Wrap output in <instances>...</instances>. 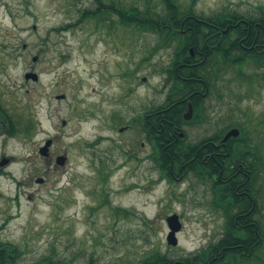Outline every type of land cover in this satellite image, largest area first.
<instances>
[{
    "label": "rangeland",
    "instance_id": "rangeland-1",
    "mask_svg": "<svg viewBox=\"0 0 264 264\" xmlns=\"http://www.w3.org/2000/svg\"><path fill=\"white\" fill-rule=\"evenodd\" d=\"M93 1L0 0V239L20 248L17 264L53 249L72 264H132L153 248L178 260L223 233L210 180L191 171L164 177L141 122L132 120L164 101L172 49L133 26L101 30L85 13ZM178 1L207 15L264 8V0ZM126 4L163 7L162 0ZM31 71L38 80L26 78ZM237 75L220 76L223 96L207 98L206 117L186 127L187 141L230 120L264 125V81ZM49 138L45 157L40 147ZM173 213L183 222L177 245L167 241Z\"/></svg>",
    "mask_w": 264,
    "mask_h": 264
},
{
    "label": "trees",
    "instance_id": "trees-1",
    "mask_svg": "<svg viewBox=\"0 0 264 264\" xmlns=\"http://www.w3.org/2000/svg\"><path fill=\"white\" fill-rule=\"evenodd\" d=\"M162 1L163 7L161 6L157 8V10L154 7L151 9L148 6L140 10V15H134V17L127 15V25H130V22L133 21L134 27L152 32L156 37V43L158 45L176 46L174 48L176 60L189 59L186 61H192L193 59L187 50L191 46L200 47V50L207 54V58L203 63L197 65H179V62L175 61L174 65L169 66L168 69H164V71L167 72L168 79H172V85L168 90L167 97L169 103L171 102L172 104L164 111L161 108L165 106H159L158 113L160 118H164L163 126H157V129L149 128L146 130L148 134L147 139L157 146V154L160 156L168 154L173 158L172 161L166 159L163 162H159L161 171L164 175L169 177L172 176V173L179 170H183L184 173L191 171L199 177H203V174L206 175L210 181L212 179L214 180L215 175L220 172V169L216 167L218 164L214 161L204 163L202 161V156L215 155V142L221 141L230 128L237 126L241 129L240 135L238 137H231L227 143L222 144L224 149L227 148L224 152L228 151L226 155L228 159L224 161L223 164L232 165L233 163L237 164L241 162L249 167L252 165L254 188L257 190L254 195L256 198L259 197L263 199V124L252 123L251 121L247 123L241 119L230 120L224 127H217L215 130L209 131V133L194 141H187V135H185V139L181 140L177 132L185 122L183 113L187 109L188 99L193 102L195 106V115L189 123L203 121L205 119L207 110L204 95L202 94L208 91L211 92V94H217L218 97L223 96V89L219 88L218 83L220 82V76H222L223 82L226 80L225 74L228 69H235L238 72L236 79L247 81L252 85L255 82L264 81V48L262 47L263 50L261 54H258L255 51L256 49H251L250 51L243 49L242 46L244 43L239 44L238 42H234L231 38L232 36H249V44L251 45L252 40L258 36V42L264 44V8H260L259 15H252L249 12L243 13L237 10L230 12L222 11L213 13V15L210 16H204L202 13L201 17H204L212 23V26H204L194 23L192 19H183L184 15L187 13V7L182 5L178 0ZM135 10L138 11V9ZM129 11L128 9L127 13ZM189 11L194 13L192 10ZM242 19L245 20V23L240 22L232 32L229 30L227 34L218 32V28L225 27L227 23L241 21ZM180 26L184 27L186 30L181 33H176L174 30ZM230 27L231 29L233 28V26ZM249 29L251 31H248ZM222 36L224 39L219 41ZM236 48L239 53L243 55L242 58L235 59L234 50ZM241 59L244 60L241 61ZM245 59H249V62L247 63ZM220 60L230 61V63L233 62L234 66H221L225 63L214 64ZM237 104L238 102L236 105ZM168 122H171V124L169 125ZM171 125L172 127L174 125L175 130H170ZM14 130L15 129L12 131ZM199 149H201L204 154L202 151L199 154ZM197 154L199 156H197L194 161L185 164V159H187V157L196 156ZM182 167L183 169H181ZM230 171L233 170L225 169L221 177H229L230 174L228 175L227 173H230ZM211 190L214 203L217 204L224 200L226 204V224L229 233L227 237L220 242L223 246L233 241L230 231L232 230L233 235L236 233V224L229 200V197L233 196V191L221 189L216 183L212 185ZM116 209L118 210V208ZM254 218L255 220L263 221L261 213L259 217L258 213L255 212ZM220 248L222 247L218 248V242H210L207 247H203L189 255L181 256L178 260L184 261L187 264H208L209 260L220 255ZM20 252V248L17 245L0 239V264H17V259L21 254ZM255 252L257 251L255 250ZM56 255L55 249H53L52 253L40 257L37 262L34 261L32 264H72L71 262H65L62 258L55 259L54 256ZM236 257H240V254H237ZM178 260L170 257L167 253L161 252L159 248H153L145 253L141 259L136 260V262L132 264H175Z\"/></svg>",
    "mask_w": 264,
    "mask_h": 264
},
{
    "label": "flooded vegetation",
    "instance_id": "flooded-vegetation-1",
    "mask_svg": "<svg viewBox=\"0 0 264 264\" xmlns=\"http://www.w3.org/2000/svg\"><path fill=\"white\" fill-rule=\"evenodd\" d=\"M95 6H93L90 10H86L85 13L89 14L91 18H95L97 20V26L103 30L104 28L108 29V32H112L115 26H133L134 23L133 21L130 22V25H125L127 24V15L130 17H134V15H140V10H142V6L140 5H129L127 6L126 0H94ZM182 3V2H180ZM150 7L153 9L152 5H143V9L146 7ZM130 10L127 13V10ZM135 9H138L135 10ZM189 10L190 8H186L187 13L184 15L183 19L186 20V18L192 19L194 23L202 24L204 26H212V23L209 22V20L205 19L204 17H201L202 13L194 11V13H191ZM204 16H210L205 13H203ZM200 15V16H199ZM213 15V14H211ZM253 15V14H252ZM186 16V17H185ZM234 20V19H233ZM245 23V20L241 21H232L227 23V25L223 28H218V32L222 34H227L228 30L232 32L235 27L240 23ZM71 25V24H70ZM182 25V24H181ZM189 26V25H188ZM230 26H233L231 29ZM134 27V26H133ZM136 28V27H135ZM138 29V28H137ZM186 29L184 27H177L174 31L176 33L178 32H183ZM248 31H251L250 29ZM259 35V34H258ZM234 42H238L239 44L244 43L242 46L243 49L246 50H251V49H256L255 51L258 54H261L262 52V47L264 48V44H261L258 42V36H256L253 40L251 45L249 44V36H243V37H236L232 36L231 37ZM224 38L223 36L220 37L219 41H222ZM167 47V49H172L171 52V58L169 59V62H167V66L165 69H168L169 66L174 65V62L177 61L179 62V65H197L199 63H203L206 58L207 54L203 51L200 50V47L198 46H191L187 50L190 53L191 58L193 59L192 61H186V60H176V54L174 53V48L176 46H164ZM238 49L236 48L234 50V57L235 59L237 58H242L243 55L240 54ZM173 59V60H172ZM175 59V60H174ZM244 59H241V61ZM245 61L248 63L249 59H245ZM225 63V64H222ZM214 64H222L221 66H234L233 62L230 63V61H223L220 60ZM167 72L165 71V83H164V88L167 91V94L165 96V99L163 102L158 103V104H151V106H147L146 108L141 109V114L135 115L132 120H137L141 122V126L139 127L140 130L144 133V135L148 136L146 130L149 128H155L157 129V126H163V120L164 118H160V115L158 113L159 106H165L162 107L161 109L164 111L166 110L169 106H171V102L167 100L168 97V90L170 86L172 85V79H168L167 77ZM204 101L207 100V98L212 95L211 92L206 91L204 94ZM190 104L192 105L193 108V115L191 119L187 120L184 117V114L189 110ZM195 115V106L193 105V102H191L189 99L187 100V109L183 113V117L185 119V122L183 123V126L179 128L177 135L181 140L185 139V135H187L186 127L190 125L189 122L192 121L193 117ZM160 119V120H159ZM195 122V121H194ZM132 124V122H130ZM169 125L171 122H168ZM181 129V130H180ZM170 130H175L174 125ZM173 135V134H172ZM189 141H194V140H189ZM152 143V142H151ZM227 143V142H226ZM154 146L155 150V155H152L153 158L155 159L156 163L158 164L160 161L163 162L166 159H169L170 161L173 160V158L166 154L165 156H160L157 154V146L152 143ZM222 139L221 141L215 142V155L207 156L203 155L202 156V161L204 163H208L211 161H214L218 165L220 169L219 174L215 175V181L212 179L210 181L211 187L213 184H217L221 189H228L229 191H233V196L229 197L231 206H232V212L234 216V221H235V234L233 235L232 230L230 231L231 233V238L232 242L230 244H224L223 246L220 244L222 240H224L229 231L227 229V218L225 214V207L226 204L224 203V200L219 203H214L212 199V204L215 210H218L222 213L223 219H224V224H223V233L221 234L220 239L217 241L218 242V248H220V255L214 257L213 259L208 261V264H264V197L263 199L259 197H255L254 193H256V189L254 188V181H253V176H252V170L253 166L250 165L251 167L243 164V163H233L232 165H227L223 164L224 161H226L228 158L226 155L228 154V151H225L227 148L222 147ZM201 149H199L198 153H201ZM204 154V152L202 151ZM198 154L196 156H190L185 159V164L191 163L194 161ZM241 159V158H239ZM238 159V160H239ZM184 161V158H183ZM183 169V167L181 168ZM225 169H232L233 171H230V173H227L229 177H224L222 178L223 171ZM187 173V172H185ZM183 170L176 171L172 173V176H166L170 181H173L174 179L179 180L182 176H184ZM203 179H208L206 175L202 174ZM209 180V179H208ZM227 200V199H226ZM255 212L258 213V216L260 217V213L262 214V219L263 221L255 220L254 215ZM240 242H239V241ZM238 241V242H237ZM216 242V243H217ZM225 242V241H223ZM255 250L257 252H255ZM237 254H240V257H236ZM228 258V259H227ZM186 263V262H185ZM187 264V263H186Z\"/></svg>",
    "mask_w": 264,
    "mask_h": 264
},
{
    "label": "water",
    "instance_id": "water-1",
    "mask_svg": "<svg viewBox=\"0 0 264 264\" xmlns=\"http://www.w3.org/2000/svg\"><path fill=\"white\" fill-rule=\"evenodd\" d=\"M36 59V57L34 58ZM26 78H32L34 80H38L39 75L36 72H27L26 73ZM58 98H64L65 94H59L57 96ZM193 115V108L192 105L190 104L189 110L184 114L185 119H191ZM63 124H66V120L63 121ZM241 133L240 129L238 127H233L229 129L224 137L222 138V142L226 143L231 137H237ZM54 140L52 138H49L45 141V143L40 147V153L48 157L50 155V147L52 146ZM67 160V155L61 154L56 157V162L60 165H64ZM7 161L3 160L1 164L5 163ZM168 226H169V232L167 234V241L171 245H177L179 242L177 232H179L182 227H183V222L180 218V215L178 213H173L168 215L166 218ZM175 264H186L184 261L178 260L176 261Z\"/></svg>",
    "mask_w": 264,
    "mask_h": 264
},
{
    "label": "bare ground",
    "instance_id": "bare-ground-1",
    "mask_svg": "<svg viewBox=\"0 0 264 264\" xmlns=\"http://www.w3.org/2000/svg\"><path fill=\"white\" fill-rule=\"evenodd\" d=\"M0 196H2V194H0Z\"/></svg>",
    "mask_w": 264,
    "mask_h": 264
}]
</instances>
